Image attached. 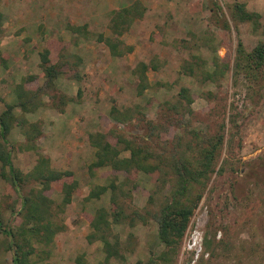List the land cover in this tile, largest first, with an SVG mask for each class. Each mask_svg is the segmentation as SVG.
Wrapping results in <instances>:
<instances>
[{
    "label": "rangeland",
    "instance_id": "1",
    "mask_svg": "<svg viewBox=\"0 0 264 264\" xmlns=\"http://www.w3.org/2000/svg\"><path fill=\"white\" fill-rule=\"evenodd\" d=\"M136 2L140 6L128 28L113 35L109 28L113 12ZM236 4L257 13V23L235 20ZM0 13V114L7 105L13 107L15 121L7 135L12 165L27 175L39 156L44 157L52 170L70 171L77 183L63 207L62 185L71 179L43 192L53 212H60L57 220L64 228L48 246L33 245L29 264H75L79 255H84L85 264L101 262L102 244L87 241L99 208L106 210L110 222L112 214L121 211L111 230L119 237L122 258L109 264H147L167 251L157 238L156 218L170 198L176 176L168 169L165 176L90 167L95 159L91 135L103 133L112 142L111 133L141 140L149 121L160 125L150 145L171 152L195 144L188 129L200 138L224 131L214 171L200 190L180 245L158 264H264V80L233 75L238 43L246 52L264 43V0H0ZM98 35L116 41L120 55L112 56L97 41ZM46 46L62 76L54 81L53 91L39 94V104L29 103V111L23 112L15 89L28 78L24 86L30 91L43 85L39 54ZM193 56L205 71L216 67L222 74L212 82L203 81L200 72L185 74ZM140 64L148 66V88L138 96ZM181 88L192 99L190 115L186 109H180L183 114L166 110V103H176ZM63 96L71 100L62 103ZM136 106L141 114L123 123L109 115L112 107L123 111ZM177 119L188 122V128L173 126L171 121ZM112 181L120 187L118 194L107 190L97 199H86L93 187ZM40 188L29 180L19 193L24 196ZM20 198L0 175L2 229L23 234ZM194 230L201 249L196 260L186 244ZM11 262L8 238L0 232V264Z\"/></svg>",
    "mask_w": 264,
    "mask_h": 264
},
{
    "label": "trees",
    "instance_id": "2",
    "mask_svg": "<svg viewBox=\"0 0 264 264\" xmlns=\"http://www.w3.org/2000/svg\"><path fill=\"white\" fill-rule=\"evenodd\" d=\"M137 2L129 8L122 9L118 12H113L110 20V30L113 35H121L133 20V13L138 11ZM233 18L238 22H251L256 24L259 15L257 13L249 12L242 4H236L233 7ZM2 14L0 13V26L2 24ZM98 42H103L110 50L112 56L120 55L117 53L118 47L116 41L110 37H103L98 35ZM40 63L39 67L44 77V83L35 91L28 90L24 84L31 78L25 79L24 83L18 85L15 92L18 96V106L23 112L29 111L27 104H39L37 98L40 95L48 94L54 90V81L62 76L61 66L58 64L49 46H46L39 54ZM193 64L186 63L185 74L189 76L197 75L200 72L203 81H215L218 72L205 71L201 67L202 62L197 57H192ZM148 66L140 64L138 72V83L136 86L137 95L142 93L148 88V80L146 70ZM244 73L247 80L251 79L254 82L264 80V43H258L250 52H246L242 44L239 42L237 45L234 64L233 75L238 76ZM40 94V95H39ZM62 103L71 99H66L64 96L61 98ZM192 99L185 88H181L178 93V99L174 105L165 104L166 110H173L180 113V109H186L187 114H191L190 105ZM13 107L7 105L6 109L0 114V163H1V177L8 182L10 187L21 199V216L23 218L24 232L23 234L13 233L11 230L2 229L0 223V232L4 233L9 241V250L12 253V264H29L28 256H32L35 252L33 245H49L51 244L54 235L62 231L64 228L57 220V214L60 212H53L52 202L48 199L43 192L50 188L53 183L63 180H70L72 173L70 171H54L48 165V159L40 157L37 165L34 166L32 171L27 175H22L17 172L11 161L10 144L7 142V135L9 134L15 117L12 113ZM182 112V111H181ZM140 110L136 106L133 109H125L119 111L117 108L112 107L110 110V117L117 122L123 123L131 116L139 115ZM183 114V113H180ZM26 123V121H23ZM149 124L148 133L142 137L141 140L127 139L121 135L111 133L114 142L107 138L106 134L97 133L89 137V143L95 149L94 161L90 165L92 170L100 168H110L114 171H123L125 173L141 172L149 174L153 172L161 173L167 176V173H172L176 176V182L172 187V193L169 200L162 206L158 217L156 218L158 229L157 238L159 243L167 250L161 256L151 258L147 264H158V261H164L167 255L175 252L177 247L184 236L187 229L190 217L193 210L201 197V192L214 171L213 163L216 159L218 151L224 144V131L214 137L200 138L198 133L189 131L195 144L190 143L185 145V150L173 152L167 151V147L162 149H155L150 145V140L155 139L156 132L159 133L160 125H154L152 122ZM171 124L176 127L188 128V122H183L181 119L178 121H171ZM162 127V130H165ZM179 144V143H178ZM181 148V144L178 145ZM121 147V148H120ZM128 151V156H122V153ZM195 153L192 157H187L185 152ZM170 154V155H169ZM169 155V156H168ZM169 170V172L167 171ZM32 180L41 186L37 191L30 190L26 195H20V189L26 181ZM77 183L71 179L69 183H63L61 193L63 196L62 207L69 203ZM114 181L110 182L108 186H95L93 187L87 200L97 199L109 190L113 195L118 194L119 189ZM198 189V190H197ZM196 190V192H195ZM121 211H116L112 214L111 219L115 223H119ZM111 221V222H112ZM111 222L108 213L105 209L99 208L95 211L93 218L90 222V232L87 235L89 244L93 242H100L102 244V252L104 258L98 264H109L112 259H120L121 244L119 237L112 233ZM23 241V242H21ZM25 242V245L21 246ZM205 245L207 248L211 246V242L206 240ZM24 247L28 248L24 252ZM75 264H85L84 255H79L75 259Z\"/></svg>",
    "mask_w": 264,
    "mask_h": 264
},
{
    "label": "built area",
    "instance_id": "3",
    "mask_svg": "<svg viewBox=\"0 0 264 264\" xmlns=\"http://www.w3.org/2000/svg\"><path fill=\"white\" fill-rule=\"evenodd\" d=\"M187 248L194 253V260L200 255V237L197 231H192L190 237L187 240Z\"/></svg>",
    "mask_w": 264,
    "mask_h": 264
},
{
    "label": "crops",
    "instance_id": "4",
    "mask_svg": "<svg viewBox=\"0 0 264 264\" xmlns=\"http://www.w3.org/2000/svg\"><path fill=\"white\" fill-rule=\"evenodd\" d=\"M11 264H12V262H11Z\"/></svg>",
    "mask_w": 264,
    "mask_h": 264
}]
</instances>
